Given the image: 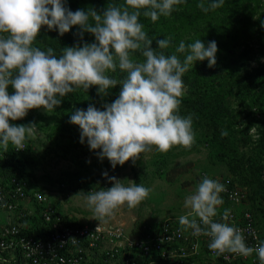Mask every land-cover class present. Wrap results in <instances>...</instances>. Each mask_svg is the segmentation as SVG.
Returning a JSON list of instances; mask_svg holds the SVG:
<instances>
[{
  "label": "clouds",
  "instance_id": "obj_1",
  "mask_svg": "<svg viewBox=\"0 0 264 264\" xmlns=\"http://www.w3.org/2000/svg\"><path fill=\"white\" fill-rule=\"evenodd\" d=\"M184 2L125 0V5H108L100 13L93 8L73 12L66 0H0V148L5 152L9 144L17 151L25 148L36 124L10 121L26 117L29 110H52L79 88L87 91L97 86L98 94L106 96L117 85L118 98L104 104L103 110L89 104L86 110L75 109L71 114L69 122L80 128V143L86 140L90 150H100L99 159L107 158L113 169L129 160L135 163L152 146L160 152L177 145L191 148L195 143L192 116L179 114L186 91L182 78L197 61L207 60L208 67L215 66L217 43L206 45L197 39L186 46L181 41L175 50L185 54L181 60L162 51L170 47V37L157 40L154 49L153 40L140 23L141 10L144 17L155 22L160 16H170ZM223 4L224 0H210L207 6L201 2L197 7L207 13ZM73 26H78L76 35L81 41L84 33H89L95 42L64 47L60 55L51 47L42 50L34 46L42 28L58 30L63 36ZM136 53L144 59H135ZM117 69L124 73L122 79L109 75ZM227 135L222 129L221 136ZM103 176L112 186L84 196L99 222L106 223L121 206L136 207L151 192L135 182L126 186L123 180L109 177L107 171ZM225 191L224 184L205 176L195 193L186 198L185 206H190L191 212L179 217L181 229L210 237L208 247L218 255L247 257L256 253L264 264V241L248 246L239 227L213 220L218 206L224 203L221 193ZM228 216L225 210L223 219ZM71 240L77 242L76 238Z\"/></svg>",
  "mask_w": 264,
  "mask_h": 264
},
{
  "label": "rangeland",
  "instance_id": "obj_2",
  "mask_svg": "<svg viewBox=\"0 0 264 264\" xmlns=\"http://www.w3.org/2000/svg\"><path fill=\"white\" fill-rule=\"evenodd\" d=\"M257 1L246 2V8L236 17L248 19L246 40L240 41L233 54L222 58L226 75L209 81L207 91L186 87L179 114L192 116L195 143L191 148L177 145L168 152H160L152 146L135 163L129 160L113 169L107 158L99 159L100 150H90L86 140L80 143L79 126L69 122L74 106L71 96L78 98L79 109L86 110L92 104L103 110L104 104L115 100L113 92L120 91V85L110 88L106 96L98 94L97 86L87 91L79 88L67 94L61 105L52 110L31 109L26 117L10 121L17 125L36 124L26 139L27 177L42 186L52 202L73 221L118 227L137 238L151 236L164 222L191 212L190 206H185L186 198L195 193L205 176L220 183L237 177L257 193V202H250V207L258 218L264 239L261 201L264 197V0ZM66 6L73 12L85 10L80 0H66ZM78 30V26H73L62 39L59 34L57 38L56 30H51L54 32L48 44L51 48L57 46L55 54L60 55L64 47L77 43L95 42L89 33H84L81 41L76 35ZM39 44L37 41L34 46H45ZM59 47H63L61 51ZM134 58L144 59L139 53ZM109 75L122 79L124 73L117 69ZM192 77L200 79L199 71H194ZM8 91L14 92L11 86ZM214 125L218 126L215 135ZM222 129L227 131V136H221ZM105 171L109 177L123 180L126 186L135 182L151 189L139 205L121 206L106 223L96 220L84 198L90 191L112 186L103 176Z\"/></svg>",
  "mask_w": 264,
  "mask_h": 264
},
{
  "label": "built area",
  "instance_id": "obj_3",
  "mask_svg": "<svg viewBox=\"0 0 264 264\" xmlns=\"http://www.w3.org/2000/svg\"><path fill=\"white\" fill-rule=\"evenodd\" d=\"M28 152L27 141L23 150L12 147L16 160H23ZM6 162L0 148V264H260L256 253L218 255L208 247L210 237L182 230L179 219L164 222L155 234L144 238L97 222H75L27 174L5 173ZM222 184L224 203L213 220L239 227L247 245L255 247L263 239L250 207L251 190L234 178ZM225 210L229 212L226 221Z\"/></svg>",
  "mask_w": 264,
  "mask_h": 264
},
{
  "label": "trees",
  "instance_id": "obj_4",
  "mask_svg": "<svg viewBox=\"0 0 264 264\" xmlns=\"http://www.w3.org/2000/svg\"><path fill=\"white\" fill-rule=\"evenodd\" d=\"M240 1V4L239 2ZM224 0L222 7L216 10H210L205 13L197 5L201 2L205 3L207 6L210 0H185L181 5L176 6L177 10L173 11L168 17L160 16L155 22L149 17H144L141 10L140 23L144 25V31L148 34V37L153 40L152 47L155 49L158 47L156 41L164 38H171L170 47L164 49L165 55L176 54L181 60L184 59V53H177L175 50L179 46L181 41L185 42L187 46L190 43L195 42L197 39H201L206 45L210 41H215L218 46V52L216 54V64L213 67H208V61H197L190 66L188 72L183 76L184 84L190 90L193 89H204L208 90L209 81H215L217 78H221L226 75L227 68L225 62L222 60L223 57H227L228 54H233L234 50L241 40H246L245 24H247L248 19L243 17L242 19H237L238 13H240L242 8H246L245 3L248 1L258 2L257 0ZM80 4L85 7V10L95 9L97 12L102 13L103 10L108 5L123 6L125 5V0H80ZM249 8V7H248ZM72 10V9H71ZM51 32L46 27L41 29V33L36 37L34 43L39 41V45H45L41 49L47 50L51 47L48 44V38L51 37ZM58 30H56L55 35L58 38ZM66 34V33H65ZM60 36V35H59ZM60 36L59 39H62ZM57 47V46H56ZM53 48V50L58 48ZM59 51L61 48L59 47ZM158 51H161L158 49ZM61 54V53H60ZM194 71H199L200 79L192 77ZM198 87V88H196ZM113 99L118 98L119 91L113 92ZM73 99V111L78 108V98L76 96H71ZM215 135V130L218 126H212ZM13 145L9 144L8 151L5 152L7 156V162L5 166V173H25V163L26 157L22 160H16L12 155ZM241 186L248 187L252 196L250 201L252 203L257 202V193L255 190L246 183H241V181L234 177ZM261 198V197H260ZM264 203V197L261 198ZM259 203V202H258ZM264 205V204H263ZM260 204H259V207ZM264 211V210H262ZM258 226L260 228V223L258 221ZM262 235V234H261ZM263 239V235H262ZM264 241V239H263Z\"/></svg>",
  "mask_w": 264,
  "mask_h": 264
}]
</instances>
